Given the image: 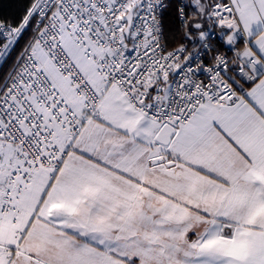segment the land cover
<instances>
[{
	"label": "snow or ice",
	"instance_id": "1",
	"mask_svg": "<svg viewBox=\"0 0 264 264\" xmlns=\"http://www.w3.org/2000/svg\"><path fill=\"white\" fill-rule=\"evenodd\" d=\"M0 264H264V0L0 18Z\"/></svg>",
	"mask_w": 264,
	"mask_h": 264
},
{
	"label": "trees",
	"instance_id": "2",
	"mask_svg": "<svg viewBox=\"0 0 264 264\" xmlns=\"http://www.w3.org/2000/svg\"><path fill=\"white\" fill-rule=\"evenodd\" d=\"M25 3L26 0H0V18H18ZM168 27L172 25L168 24Z\"/></svg>",
	"mask_w": 264,
	"mask_h": 264
},
{
	"label": "built area",
	"instance_id": "3",
	"mask_svg": "<svg viewBox=\"0 0 264 264\" xmlns=\"http://www.w3.org/2000/svg\"><path fill=\"white\" fill-rule=\"evenodd\" d=\"M219 47V45H217Z\"/></svg>",
	"mask_w": 264,
	"mask_h": 264
}]
</instances>
